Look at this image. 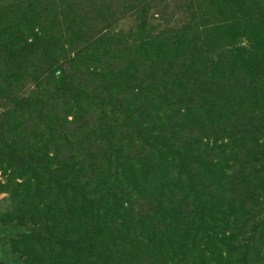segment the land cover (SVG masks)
<instances>
[{
	"label": "trees",
	"instance_id": "trees-1",
	"mask_svg": "<svg viewBox=\"0 0 264 264\" xmlns=\"http://www.w3.org/2000/svg\"><path fill=\"white\" fill-rule=\"evenodd\" d=\"M1 193L0 264H264V0H0Z\"/></svg>",
	"mask_w": 264,
	"mask_h": 264
},
{
	"label": "rangeland",
	"instance_id": "rangeland-1",
	"mask_svg": "<svg viewBox=\"0 0 264 264\" xmlns=\"http://www.w3.org/2000/svg\"><path fill=\"white\" fill-rule=\"evenodd\" d=\"M150 19L153 20V23L158 24V25L160 22H163V25L161 27H164L165 25H167V23H169L170 25H173L175 23L180 25L184 21V14L183 15L173 14V16H170V18L167 17V21H162L161 19H158V17H153ZM133 23H134V20L132 17H126L125 19L118 22L116 29L123 27V29L127 30ZM6 197H7V193L0 194V209L4 210L9 206V201Z\"/></svg>",
	"mask_w": 264,
	"mask_h": 264
}]
</instances>
